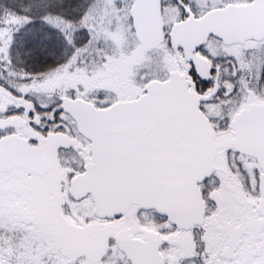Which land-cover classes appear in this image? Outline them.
<instances>
[{"label":"snow or ice","instance_id":"6c2138e0","mask_svg":"<svg viewBox=\"0 0 264 264\" xmlns=\"http://www.w3.org/2000/svg\"><path fill=\"white\" fill-rule=\"evenodd\" d=\"M0 264H264V0H0Z\"/></svg>","mask_w":264,"mask_h":264}]
</instances>
